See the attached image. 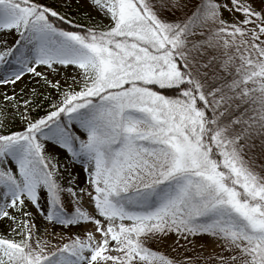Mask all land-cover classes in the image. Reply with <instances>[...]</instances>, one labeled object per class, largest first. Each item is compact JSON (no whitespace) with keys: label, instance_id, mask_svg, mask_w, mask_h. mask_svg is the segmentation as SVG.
Returning a JSON list of instances; mask_svg holds the SVG:
<instances>
[{"label":"snow or ice","instance_id":"obj_1","mask_svg":"<svg viewBox=\"0 0 264 264\" xmlns=\"http://www.w3.org/2000/svg\"><path fill=\"white\" fill-rule=\"evenodd\" d=\"M0 264H264V0H0Z\"/></svg>","mask_w":264,"mask_h":264},{"label":"rangeland","instance_id":"obj_2","mask_svg":"<svg viewBox=\"0 0 264 264\" xmlns=\"http://www.w3.org/2000/svg\"><path fill=\"white\" fill-rule=\"evenodd\" d=\"M44 1H48V2H50V3L58 2V0H42V2H44ZM87 10H88V9H87V7L85 6V8H82V9L79 11V13H78V15L80 16L82 22L85 20V12H86ZM74 11H75V10H74Z\"/></svg>","mask_w":264,"mask_h":264},{"label":"trees","instance_id":"obj_3","mask_svg":"<svg viewBox=\"0 0 264 264\" xmlns=\"http://www.w3.org/2000/svg\"><path fill=\"white\" fill-rule=\"evenodd\" d=\"M45 3H50V2H48V1H44Z\"/></svg>","mask_w":264,"mask_h":264}]
</instances>
